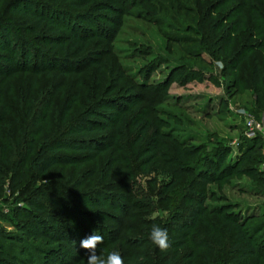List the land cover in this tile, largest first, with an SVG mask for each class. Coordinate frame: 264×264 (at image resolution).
I'll use <instances>...</instances> for the list:
<instances>
[{"label": "trees", "instance_id": "16d2710c", "mask_svg": "<svg viewBox=\"0 0 264 264\" xmlns=\"http://www.w3.org/2000/svg\"><path fill=\"white\" fill-rule=\"evenodd\" d=\"M259 7L264 9V0H259ZM253 13L256 25L239 38L243 40L235 47L226 31L216 36L215 27H205L204 55L209 59L206 65L219 62L223 72L235 73L243 63L233 86L242 85L250 93L251 107L264 113V13ZM236 26L233 24V30ZM0 34L7 43L4 27H0ZM25 67L8 76L25 74ZM29 70L35 76L45 71L35 65ZM52 70L45 71L44 77H49ZM60 91L61 83L55 89H43L32 82L25 90L17 91V97L10 96L13 100L3 98L11 92H0V179L5 180L11 199L24 193L21 206L12 213L25 219L23 224H15V234H0V264H67L65 257L69 264H87L80 241L94 231L103 237L98 254L106 257L117 251L124 264H264V225L250 226L253 217L241 215L234 204H205L213 200L207 186L236 173L251 156L256 138L249 139L238 162L224 165L230 154L225 142L205 149L204 157L199 159L197 147L183 149L175 145L171 156L160 160L164 166L159 169L156 132L139 126L131 140L132 136L122 132L114 134L120 142H105L102 124L97 122L100 110L104 114L109 111L104 96L93 94L88 103L92 106H87L85 100L74 119L68 120L78 93L74 92L71 100L61 106H54ZM129 127L137 128V122ZM144 138L147 142L143 145ZM139 144L143 146L136 148ZM107 152L110 154L105 162L86 168L82 174L75 173ZM136 157L141 161L137 175L153 172L166 177L159 189L153 188L151 177L143 182L147 185L145 191L133 182ZM57 166L69 168L71 173L64 175L61 171L57 180H51L50 173ZM44 178L48 182H42ZM91 218L114 225L116 230L108 231ZM128 219L131 222L125 224ZM154 224L167 230L170 247L166 252L148 238ZM68 250L75 254H67Z\"/></svg>", "mask_w": 264, "mask_h": 264}, {"label": "rangeland", "instance_id": "374dc122", "mask_svg": "<svg viewBox=\"0 0 264 264\" xmlns=\"http://www.w3.org/2000/svg\"><path fill=\"white\" fill-rule=\"evenodd\" d=\"M226 2L0 0V27L8 32L7 43L0 34V92H11L3 96L8 100L10 96L17 97V91L25 90L32 82L43 89H55L61 83L53 105L61 106L71 100L74 92L78 93L68 120L74 119L85 100L87 106H92L88 103L93 94L104 96L102 100L109 102V111L104 114L100 110L97 119L102 124L103 141L116 144L120 139L114 134L122 132L132 136L127 137L131 140L139 126L149 128L156 132L159 142L156 146L159 169L164 166L160 160L169 158L175 145L183 149L197 147L199 159L204 157L205 149L225 142L230 154L224 165L238 162L244 147L249 146V139L256 138L248 157L253 160L247 158L227 180L208 185L213 200L205 204L208 207L224 201L234 204L241 215L253 217L250 226H263L264 113H257L251 107L250 93L242 85L233 86L236 75L242 73L243 63L235 73L221 71L219 62L205 64L209 59L204 55V28L215 27L216 36L226 31L235 47L243 40L239 38L256 25L253 12L262 15L264 9L259 7V0ZM235 23L238 27L233 30ZM218 26L221 27L216 31ZM23 63L28 72L8 76L24 69ZM33 65L45 71L53 70L49 71V77H44L45 71L35 76L29 70ZM56 73L60 75L55 76ZM133 122H137V128L130 129ZM146 142L144 138L143 145ZM109 154L104 153L75 173L82 174L86 168L105 162ZM134 160L133 182L138 188L145 191L147 185L143 182L149 181V177L154 178L155 190L167 181L165 176L153 172L149 176L137 175L141 172V161L139 157ZM61 171L64 175L71 173L69 168L57 166L50 173L51 180H57ZM17 195L16 199L10 198L1 178L0 234L4 236L15 234V224L25 222L12 213L21 206L24 193ZM91 220L108 231L116 230L114 225L98 218ZM130 222L128 219L125 224ZM82 228L87 232L83 224ZM120 234H124L122 230ZM32 244L46 246L43 242ZM68 252L75 254L74 250ZM83 259L87 260L86 255ZM63 260L69 264L66 257Z\"/></svg>", "mask_w": 264, "mask_h": 264}, {"label": "clouds", "instance_id": "9594fccd", "mask_svg": "<svg viewBox=\"0 0 264 264\" xmlns=\"http://www.w3.org/2000/svg\"><path fill=\"white\" fill-rule=\"evenodd\" d=\"M151 243L161 252H166L169 247L167 230L154 224L148 234ZM103 243V237L95 231L80 241V247L86 252L87 264H124L122 256L117 251H112L106 257L98 254V247ZM143 260V257L137 258Z\"/></svg>", "mask_w": 264, "mask_h": 264}]
</instances>
